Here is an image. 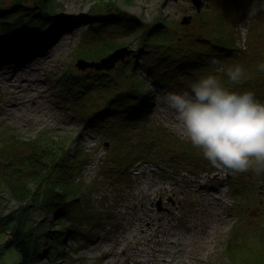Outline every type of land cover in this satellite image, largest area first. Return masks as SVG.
I'll return each instance as SVG.
<instances>
[{
	"label": "rangeland",
	"instance_id": "obj_1",
	"mask_svg": "<svg viewBox=\"0 0 264 264\" xmlns=\"http://www.w3.org/2000/svg\"><path fill=\"white\" fill-rule=\"evenodd\" d=\"M54 1L61 4L56 7L57 16L66 21L60 31L52 38L47 32L41 33L32 44L37 53L25 61L0 65V211L17 204L16 195L24 182L22 173L28 168L6 170L7 161L21 156L15 165H23L22 155L31 153L38 137L43 143L69 138L71 152L79 142L90 155L82 176L92 186L86 210L92 223H80L88 234L62 233L59 242L51 238L46 249L54 252L43 264H139V259H146L147 264H264V173L224 171L204 157H193L188 152L192 145L182 135L175 113L164 104L169 89L161 86L154 90L148 121L142 124L164 129L185 141L177 143L180 148L168 151L165 161L136 160L128 169L125 184V180L106 177L105 169L111 166L106 164L107 156L103 158L108 154L104 145L107 135L94 128L86 130L88 125L77 115L72 102L68 100L66 106L62 101L59 86L68 69H83L77 66L79 59L98 61L121 45L132 49L125 57L138 71L137 76L143 75V57L140 52L134 56L139 29L125 34L121 27L108 26L111 22H107L101 33L94 35L95 28L88 19L98 18L97 10L108 5L144 22L142 28L164 21L178 24L179 34L190 39L193 33L209 35L211 27L223 22L233 25L236 43L240 47L245 44V52L249 51H243L244 57L260 58L264 51V16L247 15L252 0H200L199 8L193 0ZM10 2L0 0L2 5ZM184 17L189 20L182 22ZM253 22L256 29L250 32ZM251 33L255 52L248 46ZM110 42L120 45L98 59L91 58L104 53V46ZM123 59L102 69L115 73ZM184 91L176 87L173 92ZM100 92L93 89L90 99L94 95L93 100L100 101ZM137 134L134 132V139L139 138ZM83 201L82 197L79 202ZM52 219L49 216V221ZM52 222L51 232L59 234L58 224ZM8 236L7 230H0V264H17L21 252L15 246L3 245Z\"/></svg>",
	"mask_w": 264,
	"mask_h": 264
},
{
	"label": "trees",
	"instance_id": "obj_2",
	"mask_svg": "<svg viewBox=\"0 0 264 264\" xmlns=\"http://www.w3.org/2000/svg\"><path fill=\"white\" fill-rule=\"evenodd\" d=\"M58 4L54 0H11L7 4L0 3V65L25 61L37 53L32 44L41 33L47 32L52 38L60 31L66 21L57 16L56 7H61ZM97 14L100 15L95 20L88 19L90 26L96 30L93 29L96 36L107 22H111L108 26L121 27L125 34L139 29L134 56L140 52L144 60L140 63L144 73L139 76L138 71L131 68V61L125 57L115 73L87 65V69L81 71L68 69L60 80L59 86L63 90H60V95L64 104L67 106L68 100L72 102L77 115L88 125L86 130L94 128L109 138L104 142L108 154L103 158L107 156L106 164L111 165L105 169L108 172L106 177L125 180V184H128V169L136 160L151 158L155 162L165 161L164 155L180 148L176 146L177 143L185 141L164 129L156 130L142 124L148 121L147 111L152 104V94L158 87L164 86L171 92L176 87L190 91L191 83L207 75H216L222 82L228 83L227 76L217 67L239 65L245 70L247 79L240 85L229 87L239 92L250 90L264 102V71L259 70V65L264 63V51L262 57L257 59L244 57L249 51L245 52V44L240 47L236 43L233 25L223 22L216 28L211 27L209 35L204 33L202 37L193 33L190 39L180 35L179 25L173 22L164 21L153 26L150 23L142 28L144 22L114 6L97 10ZM260 14L264 16V13ZM255 17L260 18V15ZM254 22L250 32L256 29L253 28ZM12 33L18 34L13 43L9 40ZM249 39L252 41L248 45L249 50L255 52L253 33ZM113 45V42L107 43L104 53L91 58L98 59L120 44ZM85 54L82 56L88 57ZM213 59L220 64L214 65ZM93 89L101 91L100 101L93 100L94 95L90 99ZM133 128L135 134L141 131L137 139L133 138ZM67 139L43 143V138L38 137L31 153L22 155L23 165H15L21 156L16 161H7L6 170L28 166L22 173L24 182L21 193L16 195L17 204L0 211V230H7L9 234L3 245L15 246L21 252L17 264H43L44 259L54 252L46 249L49 247L47 242L51 238L59 242L62 233L88 234L80 223H92L86 213L90 201L87 195L92 191V186L82 176L90 155L79 142L71 152ZM189 149L193 157L197 155L203 159L200 150L193 146ZM168 158L174 160L172 155ZM82 197L84 203L81 204L79 201ZM35 210L39 213L35 214ZM49 216H53L52 221L58 224L59 234L51 232L54 229H51ZM41 244H44L43 249Z\"/></svg>",
	"mask_w": 264,
	"mask_h": 264
},
{
	"label": "clouds",
	"instance_id": "obj_3",
	"mask_svg": "<svg viewBox=\"0 0 264 264\" xmlns=\"http://www.w3.org/2000/svg\"><path fill=\"white\" fill-rule=\"evenodd\" d=\"M264 13V0H252L249 17ZM214 65L220 62L213 59ZM264 71V63L259 65ZM228 83L216 75L194 81L190 91L167 92L163 101L172 110L182 135L210 164L233 173H264V102L255 93L232 90L247 79L239 66H220Z\"/></svg>",
	"mask_w": 264,
	"mask_h": 264
},
{
	"label": "water",
	"instance_id": "obj_4",
	"mask_svg": "<svg viewBox=\"0 0 264 264\" xmlns=\"http://www.w3.org/2000/svg\"><path fill=\"white\" fill-rule=\"evenodd\" d=\"M196 7L199 8L200 7V0H193ZM189 19L188 17H184L182 22H187ZM17 36L18 34L17 33H12L9 35V40L10 42H14L17 40ZM132 51V49H128L127 46H119V47H116L114 50H112L110 53H108L107 55L103 56L100 60L96 61V60H92V61H88L86 59H79L78 62H77V66L78 67H81V68H84L86 67L87 65L89 66H95L97 67L98 69H101V68H106V69H109L110 67L114 66L115 62L116 61H119V59H123L125 56H127L130 52ZM230 175V174H228ZM159 209L161 208L159 205H160V201H158L157 203Z\"/></svg>",
	"mask_w": 264,
	"mask_h": 264
},
{
	"label": "bare ground",
	"instance_id": "obj_5",
	"mask_svg": "<svg viewBox=\"0 0 264 264\" xmlns=\"http://www.w3.org/2000/svg\"><path fill=\"white\" fill-rule=\"evenodd\" d=\"M138 263L139 264H147V260L146 259H139Z\"/></svg>",
	"mask_w": 264,
	"mask_h": 264
}]
</instances>
